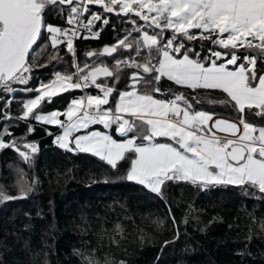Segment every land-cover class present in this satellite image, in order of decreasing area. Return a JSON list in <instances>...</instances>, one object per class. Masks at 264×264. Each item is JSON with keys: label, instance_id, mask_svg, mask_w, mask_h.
Segmentation results:
<instances>
[{"label": "trees", "instance_id": "trees-1", "mask_svg": "<svg viewBox=\"0 0 264 264\" xmlns=\"http://www.w3.org/2000/svg\"><path fill=\"white\" fill-rule=\"evenodd\" d=\"M49 8L45 23L55 27L63 24L67 8L58 4ZM89 9L102 16L92 28L99 33L98 37H79L74 43V55L68 52L66 44L53 49L50 34L43 29L42 38L28 59L29 84H13L12 91L0 88L3 141L9 145L15 143L16 148L25 152H28L23 147L25 143L37 148L35 153H29L30 162H25L16 148L0 149V191L19 197L21 176L31 187L23 198L0 201V264H89V260L94 264H264V193L258 189L233 185L201 188L186 181H166L161 193H154L127 180L134 154L126 153L113 167L91 153L59 147L56 139L61 133L60 127L38 122L31 114L27 119H20L24 102L37 95L24 89L48 83L55 72L74 74L73 62L81 68L104 63L114 69L118 60L135 59L143 63L148 56L146 49L139 56L135 51L119 49L112 56L88 57L89 51L99 53L103 47L113 46L127 35L133 28L130 19L137 20L141 26L144 24L131 14ZM89 16L85 13V17ZM103 19L109 23L105 25ZM146 30L150 34L158 31ZM190 31L199 33L196 29ZM164 35L170 38L172 32L166 30ZM132 37L139 39V34L132 32ZM176 42L201 53L205 65L210 64V49L230 51L209 40L189 41L179 36ZM238 54L257 57L255 70L258 75L264 74V56L258 49L240 48ZM220 63L223 60H217ZM227 67L235 69L236 66ZM137 71L149 78L142 70L122 66L118 72L114 71L112 78L98 81L115 89L109 105L103 108L114 110L119 92L131 90V75ZM157 87L159 92L154 90ZM138 90L149 91L161 100L182 95L193 110L239 120L240 113L234 102L224 103L228 98L220 90L194 91L165 78L158 83L153 80L149 87L141 83ZM100 94L95 86L86 89V95ZM79 96L78 89L62 92L52 97L51 103L42 102L34 112H63ZM256 111L246 109V119L254 126L264 127V115H256ZM95 128L99 127L94 125L90 129ZM109 133L119 139L114 136L113 127ZM135 135L136 132H131L127 137ZM155 142L171 143L163 137L156 138ZM136 143L146 142L137 139Z\"/></svg>", "mask_w": 264, "mask_h": 264}, {"label": "snow or ice", "instance_id": "snow-or-ice-1", "mask_svg": "<svg viewBox=\"0 0 264 264\" xmlns=\"http://www.w3.org/2000/svg\"><path fill=\"white\" fill-rule=\"evenodd\" d=\"M57 4L68 6L67 24L71 27L45 23L49 6ZM93 4L104 13L131 14L144 24L141 26L137 20L130 19L133 28L127 35L99 53L89 51L88 57L111 56L119 49L135 51L137 56L146 49L148 56L144 57L143 63L135 59L118 60L114 69L101 63L83 68L77 65L76 74L55 72V78L50 82L24 89L37 95L24 102L20 119H27L31 114L38 122L59 124L63 128V135L57 137L59 147L91 153L107 160L113 167L126 153L134 154L130 158L127 180L154 193H161V186L166 181H186L201 188L233 185L243 189L250 186L264 193V127L254 126L246 119V109L264 115V75H258L255 70L257 57L238 54V49L247 48L258 49L264 56V0H0V88L12 91L13 84L28 83L26 74L31 71V65L27 58L34 46H38L43 29L50 34L53 49L66 43L68 52L74 55L73 40L81 29L90 34L84 39L98 37L99 33L92 28L102 16L89 9L88 6ZM84 13L91 17L86 18V23L80 19ZM102 22L107 25L109 20ZM146 29L158 31L150 34ZM192 29L199 33H193ZM166 30L172 32L170 38L165 37ZM132 32L138 33L139 39L132 37ZM179 36L189 41L209 40L230 51L210 49V66H206L201 53L176 42ZM217 60H223V63L217 64ZM240 60L245 63H238ZM228 65L236 66L235 70H228ZM122 66L142 70L149 78L141 75V71L133 73L131 90L119 92L114 110L111 107L105 109L102 106L109 105L115 89L98 83V78L112 77ZM163 77L194 91L220 90L225 93L228 100L223 102H234L233 106L240 113L238 123L213 120L212 114L193 110L182 95L161 100L149 91L138 90L141 83L149 87L153 80L158 83ZM91 86L98 88L101 94L74 98L63 112L52 111L47 115L34 112L42 102L51 103L52 97L62 92ZM154 90L160 91L158 87ZM60 116L66 117L67 122L61 121ZM92 124H102L105 129L115 124L121 136L127 137L131 132L136 135L124 142L95 131L73 136L74 132ZM157 137H166L171 143H156ZM137 139L146 143L138 144ZM7 147L16 148V145L5 143L0 136V149ZM23 147L28 152L16 150L25 162H30L29 153H35L37 148L30 143ZM29 191L30 185L21 176L19 197L0 191V201L23 198ZM89 264L94 262L89 260Z\"/></svg>", "mask_w": 264, "mask_h": 264}, {"label": "built area", "instance_id": "built-area-1", "mask_svg": "<svg viewBox=\"0 0 264 264\" xmlns=\"http://www.w3.org/2000/svg\"><path fill=\"white\" fill-rule=\"evenodd\" d=\"M86 18L90 19L91 17H90V16H89V17H85V13L82 14L81 17H80V19L83 20L85 23L87 22V21H86ZM57 27H61V28H69V27H71V26H69V25L67 24V18H66V19L64 20L63 24H61V25H59V26H57ZM89 35H90L89 32L84 31L83 29H81L79 36L73 40V46H74L75 41H76L79 37H81V36H89ZM62 44H66V43H62ZM77 71H78L77 68L74 67V74H76ZM26 75L29 77V79H28V83L26 84V85H28L29 82H30V78H31V71H30L29 73H27ZM54 78H55V76H54V73H53L52 76H51L50 81H51L52 79H54ZM19 85H21V84H19ZM38 86H40V84H39ZM38 86H36V87H38ZM86 89H87V88H84V89H82V90L79 89V90H80V96H79V97L87 96V95H86ZM95 125L98 126L99 128H104V126H103L102 124H95ZM111 127H113V134H114L115 137H117V138H119V139H125V138H127V137L121 136V135L116 131V125H115V124L111 125ZM220 135H224V134H220ZM128 136H129V133H128Z\"/></svg>", "mask_w": 264, "mask_h": 264}, {"label": "rangeland", "instance_id": "rangeland-1", "mask_svg": "<svg viewBox=\"0 0 264 264\" xmlns=\"http://www.w3.org/2000/svg\"><path fill=\"white\" fill-rule=\"evenodd\" d=\"M73 65H74V67H76L77 68V63L75 62H73ZM206 66H210V64L209 65H206ZM228 70H235V69H229L228 68ZM264 75V74H263ZM163 78H165V79H167L166 77H163ZM50 82V81H49ZM172 83H173V81H172ZM41 85V84H40ZM79 90V89H78ZM80 91V90H79ZM35 98V97H34ZM66 111V110H65ZM51 113V112H50ZM50 113H38V114H43V115H47V114H50ZM64 117V116H63ZM59 119H60V117H59ZM61 120V119H60ZM61 121H63V122H67V120H66V117H64V119L63 120H61ZM42 123V122H41ZM45 124V123H44ZM47 125V124H46ZM48 125H52V126H57V127H60V125L59 124H48ZM95 124H92V125H89V127L87 128V129H81L80 131H78V132H74L73 133V136H78V135H84V134H88V133H90V132H102V133H104V134H107V135H109V130L108 129H103V130H100L99 128H95V129H90L92 126H94ZM61 128V127H60ZM62 130H61V133H60V135L59 136H61V135H63V128H61ZM112 137V136H111ZM114 140H116L117 142H124L126 139H128V137L127 138H125V139H116V138H114V137H112ZM157 138H159V137H157ZM163 138H166V137H163ZM168 139V138H167ZM56 143H57V139H56ZM57 145H58V143H57ZM71 147H75V145L74 144H71L70 145ZM99 157V156H98ZM118 160H120V159H117L116 160V162L118 161ZM107 161V160H106Z\"/></svg>", "mask_w": 264, "mask_h": 264}, {"label": "water", "instance_id": "water-1", "mask_svg": "<svg viewBox=\"0 0 264 264\" xmlns=\"http://www.w3.org/2000/svg\"><path fill=\"white\" fill-rule=\"evenodd\" d=\"M61 6H63V7H65V8L68 9V6H67V5H61ZM88 7H89V8L100 9L99 6L94 5V4H93V5H89ZM105 47H106V46H105ZM108 47H110V46H108ZM35 48H36V46H34L33 50H34ZM103 48H104V47H103ZM103 48H102V49H103ZM101 51H102V50H101ZM32 52H33V51L31 50V51H30V54H29V57H30V55H31ZM114 54H115V53H113L112 55H114ZM112 55H111V56H112ZM29 57H28L27 59H29ZM110 78H112V77H103V76H101V77L98 78V81H102V80H106V79H110ZM98 81H97V82H98Z\"/></svg>", "mask_w": 264, "mask_h": 264}, {"label": "crops", "instance_id": "crops-1", "mask_svg": "<svg viewBox=\"0 0 264 264\" xmlns=\"http://www.w3.org/2000/svg\"><path fill=\"white\" fill-rule=\"evenodd\" d=\"M63 119H64V117H63ZM215 119H225V120H228V121H230V122H237V123H238V121L231 120V119L224 118V117H219V116H214V117H213V120H215ZM209 123H211V122H209ZM240 127H241V129H242V126H240ZM108 130H109V128H108ZM213 131H215V130H213ZM220 134H223V133H220ZM109 135L112 136L110 133H109ZM112 137H113V136H112Z\"/></svg>", "mask_w": 264, "mask_h": 264}]
</instances>
